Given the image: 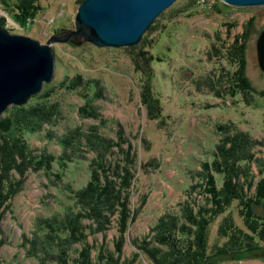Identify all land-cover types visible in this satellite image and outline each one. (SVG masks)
<instances>
[{"label":"rangeland","instance_id":"obj_1","mask_svg":"<svg viewBox=\"0 0 264 264\" xmlns=\"http://www.w3.org/2000/svg\"><path fill=\"white\" fill-rule=\"evenodd\" d=\"M83 1L32 0L37 7L33 9L34 15L21 20L17 15L21 12L22 0H0V19L5 25L2 27L44 44L52 39L56 62L53 79L46 81L42 90L26 103L10 105L0 119L14 106L39 103L40 95L49 89L52 90L48 91L49 101L54 99L63 108L62 117L59 119L54 114L55 118L49 122L56 123L27 136L36 152L48 148L59 155L62 152L60 139L77 126L88 132L90 126L98 125L107 137L116 142L125 141L126 148L130 141L138 155L137 178L130 191L135 211L122 264H131V261H134L132 264H156L148 254L139 252L132 239H152L160 217L167 213L181 216L187 200L195 203L196 210L208 204L206 207L215 211L205 198V192L207 186L215 189L216 184L220 189L224 182V176L213 168L225 133L220 126L232 123L238 131L248 132L260 140L255 157L264 165V95H261L264 70L257 49L258 38L264 31V5H232L225 0H176L158 15L138 43L114 47L97 45L70 34L77 28L76 18ZM242 43L247 44L245 78L253 87V96L248 99L241 90L233 95L230 90L226 92L225 88L230 87L227 80L222 82L224 94H217L210 85V78H214L217 87L220 82L215 81L216 74L219 75L222 68L232 72L238 68L237 62L231 64L224 53L230 44ZM79 77H82L81 85L71 88L70 83L77 82ZM203 80L199 87L198 83ZM155 97L160 103L153 102ZM155 105L160 107L158 117L154 116L158 113ZM80 108H90L88 112L93 110L91 114L96 118L81 116ZM50 129L52 138L47 137ZM85 147L82 149L87 150ZM88 149L87 158L84 159L81 150L80 160L69 164L58 185L54 184L55 177H48L44 170L29 171L23 177L20 182L23 190L12 201L14 212L8 210L0 223V238L5 239L0 249V264H40L44 253L33 256L25 236L34 235L41 217L53 215L71 202L68 191L60 188L62 183L76 191L89 182L90 160L95 153L90 151L91 147ZM259 163H252L255 182L264 177V171L260 173L264 166ZM213 174L216 183L211 185ZM236 201L226 213L214 216L209 225V253L227 242L228 237L221 235L220 228L228 215L232 214L237 225L246 227ZM255 209L263 212L259 205ZM117 235L121 236L115 219L106 235H90L89 240L95 243L97 251L100 248L114 251ZM45 264L59 263L52 258ZM216 264H264V254L254 259H222Z\"/></svg>","mask_w":264,"mask_h":264},{"label":"trees","instance_id":"obj_2","mask_svg":"<svg viewBox=\"0 0 264 264\" xmlns=\"http://www.w3.org/2000/svg\"><path fill=\"white\" fill-rule=\"evenodd\" d=\"M19 9L22 11L18 13L17 18L26 20L27 17L34 15L33 9L37 7L32 0H22ZM0 25L5 26L1 19ZM152 27L154 28L155 25ZM246 46L247 44L244 43L230 44L226 49L224 56L231 64L237 62L238 68L234 72L222 68L219 75L215 73V81L220 82L216 84L217 87H215L214 78L210 76V85L216 93L221 95L225 87L222 82L227 80L230 82V87L225 88L226 92L230 90L233 95L241 90L249 96L248 99L253 96V87L245 78ZM80 79L82 77H79L77 82L70 83V87L80 86L82 82ZM204 82L205 80L199 82V87ZM243 83L246 84L243 85ZM48 91L52 90L47 89L42 96L40 95L39 103L14 106L3 119H0V223L8 210L14 212L12 201L23 190L24 185L22 186L20 182L29 171L44 170L48 177H55L54 184L58 185L63 180L69 164L74 160H80L81 150L86 159L88 148L91 147L90 151H93L95 155L90 160L89 182L76 191L68 189L62 183L60 188L64 187L68 191L71 202L65 203L61 211L41 217L37 221L32 237L24 236L30 244L29 250L33 256L39 257L41 253H44L40 257V264H45L47 259L52 258L59 264H71V262L74 264H122L127 232L135 211L131 203L130 191L137 178V152L130 141L126 148L125 141L116 142L102 134L98 125L90 126L88 132L77 126L70 133H65L63 140L59 141L62 150L59 155L49 151L48 148L36 152L27 136L43 131L47 124L56 123V121L49 122L55 118L52 117L54 114L59 119L62 117L61 109L63 108L54 99L49 101L51 99ZM261 95H264V90ZM155 98L153 102L160 103L159 98ZM150 105L152 106L151 103ZM153 107L158 112L154 116L161 115V111H157L160 107L156 105ZM89 109L80 108L79 113L83 117L96 118L91 114L93 110L88 112ZM220 127L225 133L222 134L221 143L217 148L213 168L224 176V182L218 189L213 174L210 183L215 184L216 188L207 186L205 192V198H208L215 211L211 212V208L206 207L208 205L206 203L202 205L204 210L201 207L196 210L195 203L191 204L187 200L181 216L167 213L160 217L154 227L156 230L152 239L146 237L132 239L139 252L148 254L156 264H190V261L191 264H216L222 259H254L264 254V177L255 182V173L252 169L253 161L260 162L258 164L260 166L263 165L261 159L255 157L256 149L261 146L259 144L261 141L248 132L238 131L232 123ZM52 131V129L48 131V138L53 137ZM85 142L88 143L85 145ZM262 145L264 146V142ZM83 146H86L87 150L82 149ZM263 171L264 167H261L260 173ZM203 173L205 174L204 171ZM236 200L241 207L240 212L245 219L246 227H240L235 223L232 214L228 215L225 225L223 224L220 228L221 235L228 237V240L224 245H218L216 251L209 253V225L214 220V216L218 217L226 213ZM257 205L262 207V213L255 209ZM115 219L121 234V236L117 235L114 241L115 250L107 251L100 248L97 251L95 243L89 240L90 235H106ZM4 237L7 238V236ZM152 240L156 241L157 245H154ZM4 244L5 239L0 238V249ZM139 252L135 255L138 256ZM191 254L194 255L191 256ZM181 255L186 257L181 259ZM133 262L131 261V264Z\"/></svg>","mask_w":264,"mask_h":264},{"label":"water","instance_id":"obj_3","mask_svg":"<svg viewBox=\"0 0 264 264\" xmlns=\"http://www.w3.org/2000/svg\"><path fill=\"white\" fill-rule=\"evenodd\" d=\"M176 0H84L70 31L101 46L138 43L158 15ZM232 5H264V0H225ZM53 40L41 43L0 25V115L12 104H24L55 74ZM264 70V31L257 41Z\"/></svg>","mask_w":264,"mask_h":264},{"label":"bare ground","instance_id":"obj_4","mask_svg":"<svg viewBox=\"0 0 264 264\" xmlns=\"http://www.w3.org/2000/svg\"><path fill=\"white\" fill-rule=\"evenodd\" d=\"M20 2H21V1H20ZM24 8H25V7H24ZM28 9H29V8H28ZM21 11H22V10H21ZM23 11H25V10H23ZM24 13H25V12H24ZM27 13H28V12H27ZM21 14H22V13H21ZM30 14H31V13H30ZM40 161H41V160H40ZM14 178H15V177H14ZM141 200H143V199H141ZM140 202H141V201H140ZM142 202H143V201H142ZM144 202H145V201H144ZM129 210H131V209H129ZM128 213L130 214V212H128ZM191 216H192V215H191ZM195 216H196V214H195ZM193 218H194V217H193ZM193 218H192V219H193ZM40 219H41V218H40ZM201 220H202V219H201ZM194 221H195V220H194ZM204 228H205V227H204ZM206 229H207V228H206ZM155 230H156V229H155ZM203 230H204V229H203ZM158 232H159V231H158ZM160 232H161V231H160ZM164 232H165V231H164ZM164 234H165V233H164ZM152 235H153V234H152ZM154 235H155V234H154ZM156 235H157V234H156ZM159 235H160V234H159ZM165 236H167V235H165ZM205 239H206V238H205ZM177 250H178V249H177ZM180 250H181V249H180ZM175 252H176V250H175ZM194 252H195V251H194ZM176 253H177V252H176ZM179 253H181V252H179ZM183 255H184V254H183ZM192 255H194V254H191V256H192ZM168 256H169V255H168ZM177 256H178V255H177ZM181 256H182V255H181ZM181 256H180L181 259L184 258V257H186V256H184V257H183V256L181 257ZM169 257H170V256H169ZM187 257H189V256H187ZM195 257H196V256H195ZM238 257H240V256H238ZM50 258H51V257H50ZM171 259H172V258H171ZM178 259H179V258H178ZM192 259H193V258H192ZM187 260H188V259H187ZM178 261H179V260H178ZM180 261H181V260H180ZM182 261H183V260H182ZM189 261H190V260H189ZM194 261H195V260L193 259V262H194ZM193 262H192V263H193ZM111 263H112V262H111ZM185 263H187V262H185ZM195 263H196V262H195ZM84 264H85V263H84ZM181 264H183V263H181ZM187 264H188V263H187ZM190 264H191V261H190ZM193 264H194V263H193Z\"/></svg>","mask_w":264,"mask_h":264}]
</instances>
